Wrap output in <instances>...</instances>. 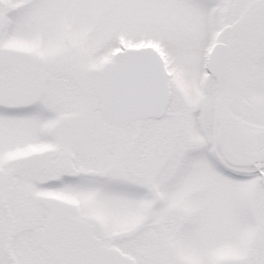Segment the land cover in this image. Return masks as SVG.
Listing matches in <instances>:
<instances>
[{
  "label": "snow or ice",
  "instance_id": "obj_1",
  "mask_svg": "<svg viewBox=\"0 0 264 264\" xmlns=\"http://www.w3.org/2000/svg\"><path fill=\"white\" fill-rule=\"evenodd\" d=\"M0 264H264V0H0Z\"/></svg>",
  "mask_w": 264,
  "mask_h": 264
}]
</instances>
